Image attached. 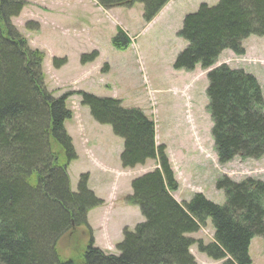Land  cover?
I'll return each instance as SVG.
<instances>
[{"label":"trees","instance_id":"16d2710c","mask_svg":"<svg viewBox=\"0 0 264 264\" xmlns=\"http://www.w3.org/2000/svg\"><path fill=\"white\" fill-rule=\"evenodd\" d=\"M96 1L105 9L140 3L142 17L149 21L167 0ZM24 4V0H0V264H48L47 257L51 264H196L189 252L193 244L209 257L223 259V264H250L247 249L252 237L264 239V182L221 176L215 187L225 194L222 205L201 193L179 203L168 190L175 186L173 171L165 147L156 145L153 122L136 108H123L113 97L82 91L80 104L89 108L97 123L108 124L122 138V167L133 168L149 159L156 167L131 181L133 204L144 221L122 230L117 254L105 255L89 242L80 262L57 257L59 239L85 224L87 211L102 201L87 190L86 175L76 192L69 187L67 166L76 158L63 127L70 118L65 104L69 94L55 97L46 90L42 52L28 47L10 23ZM116 32L112 43L124 48L128 37L119 28ZM251 34L264 35V0L202 3L183 18L178 36L187 45L175 57L173 68L193 70L196 64L207 68L226 49L242 54L241 42ZM96 55L92 51L80 60L86 63ZM63 63L64 59L53 61L55 67ZM206 75L207 110L219 163L235 155L260 157L264 100L255 76L225 64ZM34 193L50 199L53 206L39 207ZM208 219L214 228L212 242L203 244L188 235ZM43 242L47 247H41Z\"/></svg>","mask_w":264,"mask_h":264},{"label":"rangeland","instance_id":"374dc122","mask_svg":"<svg viewBox=\"0 0 264 264\" xmlns=\"http://www.w3.org/2000/svg\"><path fill=\"white\" fill-rule=\"evenodd\" d=\"M201 1L213 5L217 0H167L154 19L146 21L137 2L105 9L94 0H25V6L11 18L26 45L43 54L41 74L46 90L55 96L69 94L66 104L71 112L64 128L77 154L67 166L69 187L77 191L76 185L86 175L87 190L102 201L87 211L85 224L59 239L55 245L58 258L80 262L89 242L105 255L115 253L121 227L132 228L144 220L133 205L131 181L155 165L149 159L123 168L119 159L122 138L108 124L93 119L88 107L79 103L80 90L113 97L123 108H136L153 122L156 143L165 147L173 171L175 186L168 190L179 203L199 192L222 205L225 194L215 187L221 176L235 181L245 177L264 180V153L255 159L235 156L218 163L206 106L207 72L200 67L192 72L173 68L175 56L186 44L176 35L182 16ZM117 28L129 37V44L121 49L112 43ZM242 45V54L223 50L215 63L253 73L264 97V36L251 34ZM90 51L97 57L82 63L80 56ZM55 59H64L63 65L55 67ZM37 193L34 200L39 207L53 206ZM213 232L208 219L198 231L188 234L207 244L212 242ZM44 242L42 248L48 245ZM248 250L250 264H264L262 237H252ZM189 252L196 264H223V259L209 257L196 244Z\"/></svg>","mask_w":264,"mask_h":264}]
</instances>
